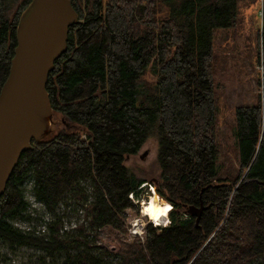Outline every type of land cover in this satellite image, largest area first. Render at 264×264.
<instances>
[{
    "label": "trees",
    "instance_id": "16d2710c",
    "mask_svg": "<svg viewBox=\"0 0 264 264\" xmlns=\"http://www.w3.org/2000/svg\"><path fill=\"white\" fill-rule=\"evenodd\" d=\"M32 1L0 0V91ZM71 2L78 19L47 83L54 137L33 140L12 171L0 196V244L42 250L44 264L264 259V93L237 107L235 158H226L213 68L216 30L237 26L240 8L260 0ZM259 9L264 49V3ZM150 138L157 141L156 161L128 162ZM149 185L172 204L169 223H149L143 237L119 239L115 251L100 244L105 227L129 234L127 220L140 213ZM28 192L54 214L44 222L47 232L37 226L43 217ZM70 199L83 201L84 220L62 231L64 216L56 211ZM201 200L211 206L197 223L185 205ZM22 221L28 225L15 223ZM4 257L0 252V264Z\"/></svg>",
    "mask_w": 264,
    "mask_h": 264
},
{
    "label": "water",
    "instance_id": "95a60500",
    "mask_svg": "<svg viewBox=\"0 0 264 264\" xmlns=\"http://www.w3.org/2000/svg\"><path fill=\"white\" fill-rule=\"evenodd\" d=\"M78 19L71 0H33L17 27V45L0 91V196L32 141L54 137V109L47 83L55 61L67 48L69 28ZM211 205H185L199 222Z\"/></svg>",
    "mask_w": 264,
    "mask_h": 264
},
{
    "label": "rangeland",
    "instance_id": "374dc122",
    "mask_svg": "<svg viewBox=\"0 0 264 264\" xmlns=\"http://www.w3.org/2000/svg\"><path fill=\"white\" fill-rule=\"evenodd\" d=\"M261 2L260 0V3L258 2L251 9L241 7L237 26L225 30H216V37L214 38L215 59L213 68L216 91V117L218 119L217 136L223 146L224 154L222 156L225 155L226 158H235V117L237 107L255 104L257 95L264 93V49L259 35L262 14L259 9L262 8ZM257 53H259L258 61L256 59ZM156 156L157 141L154 138H150L139 153L131 157L128 162L135 165L151 166L156 161ZM84 185L87 188L89 187V190L91 189L88 182L84 183ZM151 187L155 188V186ZM155 193H157L156 188ZM144 194L139 203L140 213H132L127 220L130 230L139 229L144 232L145 227L149 223L154 225L149 216L142 214V208L153 196L151 188L149 187ZM158 196V202H167L159 194ZM28 199L32 201V208H37L39 211L37 214L43 217V222L39 225L37 224L38 228L47 232V225L44 222L51 220L54 214L45 210L40 202L33 201L34 198L29 192ZM82 203V200L70 199L68 204L63 202L59 205L56 212L64 216L62 231L72 230L84 220ZM32 213L33 215L36 214L33 210ZM167 220L169 221V213ZM160 222H162V226L166 225L165 217ZM15 223L20 226L25 225L23 221ZM119 239L132 241L133 236L130 233L124 235L110 227H105L99 232L98 242L109 250L115 251L117 250ZM0 252L6 255L4 257L6 260L1 262V264H44L40 260V256L44 255V252L36 248L20 247L13 250L0 244ZM49 260L50 258L47 259V261ZM257 264H264V259L259 260Z\"/></svg>",
    "mask_w": 264,
    "mask_h": 264
},
{
    "label": "clouds",
    "instance_id": "9594fccd",
    "mask_svg": "<svg viewBox=\"0 0 264 264\" xmlns=\"http://www.w3.org/2000/svg\"><path fill=\"white\" fill-rule=\"evenodd\" d=\"M151 191L153 192V196L150 198L148 204L146 207L142 208V214H146L149 216V218L154 222V225L159 224L160 217H165V224H167L169 221L167 220V215L170 211H172L173 206L171 204H166L163 208L158 207L155 200L159 199V197L155 193V188L151 187ZM137 232H139V229H136Z\"/></svg>",
    "mask_w": 264,
    "mask_h": 264
},
{
    "label": "built area",
    "instance_id": "2783aa9c",
    "mask_svg": "<svg viewBox=\"0 0 264 264\" xmlns=\"http://www.w3.org/2000/svg\"><path fill=\"white\" fill-rule=\"evenodd\" d=\"M261 1H262V3H264V0H261ZM129 233L133 237L136 236V235H140L141 237H143V233L144 232L142 230H140L139 232H137L136 229H131L130 230V227H129Z\"/></svg>",
    "mask_w": 264,
    "mask_h": 264
},
{
    "label": "bare ground",
    "instance_id": "6f19581e",
    "mask_svg": "<svg viewBox=\"0 0 264 264\" xmlns=\"http://www.w3.org/2000/svg\"><path fill=\"white\" fill-rule=\"evenodd\" d=\"M156 195L158 196V194L156 193ZM159 197V196H158ZM155 203H156V205L158 206V207H161V208H163L166 204H168V202H158V199L157 200H155L154 201ZM148 204V203H147ZM147 204H145V206L144 207H146L147 206ZM144 215H146V214H144ZM148 216V215H147ZM162 219H163V216H161L160 217V221H162ZM140 222V221H139Z\"/></svg>",
    "mask_w": 264,
    "mask_h": 264
}]
</instances>
